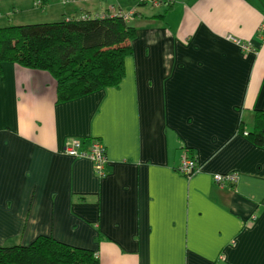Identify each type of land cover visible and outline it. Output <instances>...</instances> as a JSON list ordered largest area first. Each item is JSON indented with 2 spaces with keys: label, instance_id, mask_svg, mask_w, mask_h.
I'll list each match as a JSON object with an SVG mask.
<instances>
[{
  "label": "crops",
  "instance_id": "obj_1",
  "mask_svg": "<svg viewBox=\"0 0 264 264\" xmlns=\"http://www.w3.org/2000/svg\"><path fill=\"white\" fill-rule=\"evenodd\" d=\"M156 1L43 0L62 19L136 12L115 88L56 103L47 73L2 63L0 247L49 236L99 264H264V149L247 137L264 111V0ZM74 139L99 140L104 177L64 153Z\"/></svg>",
  "mask_w": 264,
  "mask_h": 264
},
{
  "label": "trees",
  "instance_id": "obj_2",
  "mask_svg": "<svg viewBox=\"0 0 264 264\" xmlns=\"http://www.w3.org/2000/svg\"><path fill=\"white\" fill-rule=\"evenodd\" d=\"M40 1L42 8L44 3ZM135 16L133 12L131 18ZM135 35L129 20L109 14L96 17L84 14L77 19L0 28V75L4 62L45 72L53 80L56 103L72 101L119 85L124 77L125 59L132 54ZM247 137L254 146L264 149V111H254ZM95 141L99 142L91 139L87 145ZM0 264L99 262L89 250L49 236H38L27 245L0 247Z\"/></svg>",
  "mask_w": 264,
  "mask_h": 264
},
{
  "label": "built area",
  "instance_id": "obj_3",
  "mask_svg": "<svg viewBox=\"0 0 264 264\" xmlns=\"http://www.w3.org/2000/svg\"><path fill=\"white\" fill-rule=\"evenodd\" d=\"M61 5H66L68 3H78V2H88L93 0H58ZM112 1V0H111ZM143 4H149L151 6L159 5V1L156 0H137ZM41 1L38 0L34 3L35 7L39 8ZM133 10L129 13H123L120 10H116L113 5L108 6L107 12L111 16H122L125 20L131 21ZM104 15V14H103ZM238 44H240L238 42ZM244 49H247L246 46H243ZM64 153L70 156L87 158L92 161L94 165V170L96 174L102 178L105 175V166H106V153L105 149L100 142H92L87 146H83L82 141L78 139L71 140L64 149ZM178 171L183 176L190 178L198 172L196 159L183 155L180 159V164L178 166ZM237 176L235 174H215L212 176V181L215 185L224 188L232 186L236 183Z\"/></svg>",
  "mask_w": 264,
  "mask_h": 264
},
{
  "label": "rangeland",
  "instance_id": "obj_4",
  "mask_svg": "<svg viewBox=\"0 0 264 264\" xmlns=\"http://www.w3.org/2000/svg\"><path fill=\"white\" fill-rule=\"evenodd\" d=\"M130 3L131 6L137 5L136 0H130ZM143 8L149 10L148 7ZM43 9L35 7L34 0H0V28L62 20L49 11L45 13Z\"/></svg>",
  "mask_w": 264,
  "mask_h": 264
}]
</instances>
